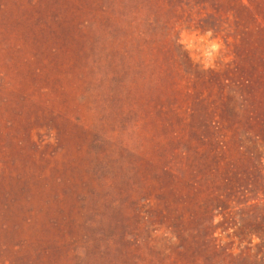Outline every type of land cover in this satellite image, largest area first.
Here are the masks:
<instances>
[{"label":"rangeland","instance_id":"obj_1","mask_svg":"<svg viewBox=\"0 0 264 264\" xmlns=\"http://www.w3.org/2000/svg\"><path fill=\"white\" fill-rule=\"evenodd\" d=\"M0 264H264V0H0Z\"/></svg>","mask_w":264,"mask_h":264}]
</instances>
